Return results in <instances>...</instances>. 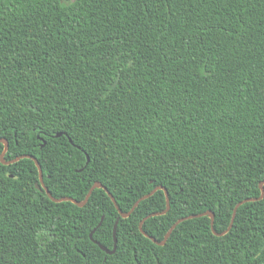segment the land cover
<instances>
[{
    "label": "trees",
    "instance_id": "trees-1",
    "mask_svg": "<svg viewBox=\"0 0 264 264\" xmlns=\"http://www.w3.org/2000/svg\"><path fill=\"white\" fill-rule=\"evenodd\" d=\"M1 138L57 198L165 186L159 241L225 231L262 195L264 0H0ZM4 149L0 264H264V198L160 245L164 190L56 202Z\"/></svg>",
    "mask_w": 264,
    "mask_h": 264
},
{
    "label": "water",
    "instance_id": "water-1",
    "mask_svg": "<svg viewBox=\"0 0 264 264\" xmlns=\"http://www.w3.org/2000/svg\"><path fill=\"white\" fill-rule=\"evenodd\" d=\"M62 135H63L62 132L56 134V136H58V137H59V136H62ZM71 141H72V140H71ZM0 143H3V144L5 145V149H4V151H3L2 155H1V161H2L4 164H12V163H15V162H17V161H19L20 159L25 158V157L32 158V159L35 160V162H36V164H37V166H38V168H39V171H40V183H37V187H38L39 189H44V190H46V192L48 193V195H49L54 201H56V202H61V201H73L74 203H76V204L79 205V206H84V205L87 204V202L89 201V199H90V197H91L93 191H94L96 188H103V189H105V190L107 191V193H108V194L110 195V197L113 199L114 203L116 204V206H117L118 209H119V212H120L121 216L124 217V218H126V217H129V216L132 214V212L136 209V207L140 204V202H141L142 200H144V199H146V198L152 196V195H153L157 190H159V189L164 190V191L166 192V196H167V208H166L164 211H161V212H155V213H152V214L146 216V217L141 221V223H140V229H141V231H142L145 235H147L148 237H150L154 242H156V243H158V244H160V245H164V244L167 242V240H168L169 237L171 236L173 230H174V229H175V228H176V227H177L182 221H184V220H186V219H190V218L201 217V216H209V217L211 218V224H212V229H213L214 233L217 234V235H220V236H221V235H224V234H226V233H227V232L233 227V225H234V221H235V217H236V213H237V210H238V208H239L240 205H242L243 203H245V202H247V201L256 200V199H263V198H264V181H261V183H260V187H261V189H262V195H261L259 198H248V199H245V200L240 201V202L237 204V206L235 207V209H234V213H233V217H232V220H231V223H230L229 227H228L225 231H223V232H219V231H217V230L215 229V217H216V214H215V212H214L213 210H207V211H205V212H203V213L192 214V215H188V216H185V217L180 218L178 221H176V222L172 225V227H171L170 230L168 231V233H167L165 239H164L163 241H159L156 237L151 236L150 234H148V233L145 231V229H144V223H145V221H146L148 218H150L151 216H156V215H159V214H166V213L169 212V210H170V208H171V200H170V194H169V191H168V189H167L165 186H163V185H159V186H157L155 189H153L150 193H148V194L142 196L141 198H139V199L136 201V203L134 204V206L132 207V209H131L129 212H124V211L120 208V206H119V204H118V202H117L115 196L113 195V193H112V192L107 188V186H105L101 181H96V182L94 183V185L91 187V189L89 190L88 194L86 195L85 199L82 200V201H79V200H77V199H75V198H72V197H69V196H65V197L57 198V197H55V196L52 194V192L50 191L49 187H48V186L46 185V183H45L43 168H42V165H41V163H40V161L38 160L37 157H35V156H33V155H30V154H24V155H21V156L15 158V159H12V160H6V159H5V156H6V153H7L8 149H9L10 143H9L8 139H6V138H1V139H0ZM89 161H90V156L88 155V162H89ZM103 219H104V217H103ZM103 219H102V221H103ZM102 221H101V223L99 224V226L102 224ZM118 223H119V218H118V220H117V222H116V224H115V229H114L115 244H114V248H113L112 250H110L109 248H107L105 245L99 243L97 240H95V242H97V243L101 246V248L104 249L105 251H107L109 254H113V253H115L116 250H117V247H118V237H117ZM97 228H98V227H96V228L92 231V233H91V237H92V238H93L94 233H95V231L97 230ZM93 239H94V238H93Z\"/></svg>",
    "mask_w": 264,
    "mask_h": 264
}]
</instances>
